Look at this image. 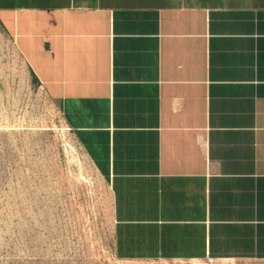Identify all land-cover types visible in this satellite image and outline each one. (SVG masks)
Segmentation results:
<instances>
[{
  "label": "crops",
  "instance_id": "obj_1",
  "mask_svg": "<svg viewBox=\"0 0 264 264\" xmlns=\"http://www.w3.org/2000/svg\"><path fill=\"white\" fill-rule=\"evenodd\" d=\"M0 26L109 187L115 257L264 261V0H0Z\"/></svg>",
  "mask_w": 264,
  "mask_h": 264
},
{
  "label": "rangeland",
  "instance_id": "obj_2",
  "mask_svg": "<svg viewBox=\"0 0 264 264\" xmlns=\"http://www.w3.org/2000/svg\"><path fill=\"white\" fill-rule=\"evenodd\" d=\"M111 211L108 185L0 26V264H264L120 260Z\"/></svg>",
  "mask_w": 264,
  "mask_h": 264
},
{
  "label": "trees",
  "instance_id": "obj_3",
  "mask_svg": "<svg viewBox=\"0 0 264 264\" xmlns=\"http://www.w3.org/2000/svg\"><path fill=\"white\" fill-rule=\"evenodd\" d=\"M31 75H32V81L35 83H38L37 78L34 76V74L32 72H31Z\"/></svg>",
  "mask_w": 264,
  "mask_h": 264
},
{
  "label": "bare ground",
  "instance_id": "obj_4",
  "mask_svg": "<svg viewBox=\"0 0 264 264\" xmlns=\"http://www.w3.org/2000/svg\"><path fill=\"white\" fill-rule=\"evenodd\" d=\"M64 130V129H63Z\"/></svg>",
  "mask_w": 264,
  "mask_h": 264
}]
</instances>
